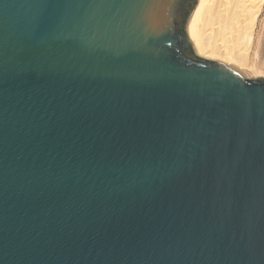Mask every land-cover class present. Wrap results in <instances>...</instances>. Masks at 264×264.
<instances>
[{"label": "water", "instance_id": "obj_1", "mask_svg": "<svg viewBox=\"0 0 264 264\" xmlns=\"http://www.w3.org/2000/svg\"><path fill=\"white\" fill-rule=\"evenodd\" d=\"M196 1L0 0V264H264V78Z\"/></svg>", "mask_w": 264, "mask_h": 264}, {"label": "bare ground", "instance_id": "obj_2", "mask_svg": "<svg viewBox=\"0 0 264 264\" xmlns=\"http://www.w3.org/2000/svg\"><path fill=\"white\" fill-rule=\"evenodd\" d=\"M264 0H197L186 30L198 56L253 70L249 57Z\"/></svg>", "mask_w": 264, "mask_h": 264}, {"label": "rangeland", "instance_id": "obj_3", "mask_svg": "<svg viewBox=\"0 0 264 264\" xmlns=\"http://www.w3.org/2000/svg\"><path fill=\"white\" fill-rule=\"evenodd\" d=\"M258 21L249 57L254 79L264 78V9Z\"/></svg>", "mask_w": 264, "mask_h": 264}]
</instances>
